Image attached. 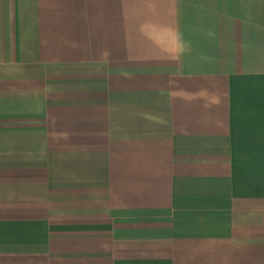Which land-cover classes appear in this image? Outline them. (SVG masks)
Segmentation results:
<instances>
[{
    "label": "crops",
    "instance_id": "crops-1",
    "mask_svg": "<svg viewBox=\"0 0 264 264\" xmlns=\"http://www.w3.org/2000/svg\"><path fill=\"white\" fill-rule=\"evenodd\" d=\"M0 264H264V0H0Z\"/></svg>",
    "mask_w": 264,
    "mask_h": 264
}]
</instances>
